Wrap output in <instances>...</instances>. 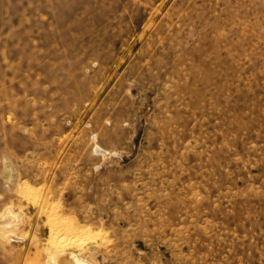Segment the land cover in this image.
Returning a JSON list of instances; mask_svg holds the SVG:
<instances>
[{"label":"rangeland","instance_id":"374dc122","mask_svg":"<svg viewBox=\"0 0 264 264\" xmlns=\"http://www.w3.org/2000/svg\"><path fill=\"white\" fill-rule=\"evenodd\" d=\"M8 212L0 264H264V0H0Z\"/></svg>","mask_w":264,"mask_h":264},{"label":"bare ground","instance_id":"6f19581e","mask_svg":"<svg viewBox=\"0 0 264 264\" xmlns=\"http://www.w3.org/2000/svg\"><path fill=\"white\" fill-rule=\"evenodd\" d=\"M96 151L99 152H103L100 148L96 147L95 149ZM98 152V153H99ZM27 191V189H26ZM25 193V192H24ZM17 218L18 216L8 212L7 214L3 215L0 218V230L2 231H7L8 229H11L12 227H14L16 225L17 222ZM50 222V221H49ZM48 223V222H47ZM70 224V223H69ZM65 225V224H64ZM67 226V225H66ZM60 228V227H58ZM68 228H73L72 226L69 225ZM65 230H67L65 228ZM50 231V230H49ZM69 231H72L71 229ZM77 231V229H76ZM81 231V230H80ZM88 231V230H87ZM85 231V232H87ZM75 232V231H74ZM79 232V230H78ZM77 233V232H75ZM88 233L90 234L91 232L88 231ZM57 234V233H56ZM72 234V233H71ZM79 234V233H78ZM81 234H85L84 232L80 233ZM55 235V234H54ZM77 235V234H76ZM79 235V236H80ZM75 236V235H74ZM87 236V235H84ZM83 236V238H84ZM57 237V236H56ZM94 237V236H93ZM4 238L8 241H17L19 239H17V237L12 233V232H5L4 234ZM53 234H52V240H53ZM82 238V239H83ZM96 238V237H95ZM55 239V238H54ZM87 240V239H86ZM55 241V240H54ZM51 254V253H50ZM49 263L50 264H85L83 262H79V260L76 258L74 253L71 252H67V251H61V250H55L49 257Z\"/></svg>","mask_w":264,"mask_h":264}]
</instances>
